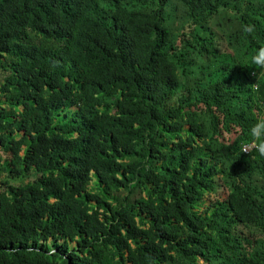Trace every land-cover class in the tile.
Returning a JSON list of instances; mask_svg holds the SVG:
<instances>
[{"label": "trees", "instance_id": "obj_1", "mask_svg": "<svg viewBox=\"0 0 264 264\" xmlns=\"http://www.w3.org/2000/svg\"><path fill=\"white\" fill-rule=\"evenodd\" d=\"M178 1L0 0V264H264V0Z\"/></svg>", "mask_w": 264, "mask_h": 264}, {"label": "rangeland", "instance_id": "obj_2", "mask_svg": "<svg viewBox=\"0 0 264 264\" xmlns=\"http://www.w3.org/2000/svg\"><path fill=\"white\" fill-rule=\"evenodd\" d=\"M227 8L228 9L225 10V14L219 15L216 19L215 27L219 31V33L223 34L226 37L227 41H234L235 39L239 38V36H241V33L245 32L244 29L246 27V24L231 12V9H233L231 4L230 6H227ZM167 11L168 13L172 14V18H170V25L172 26L175 33H179L183 29V26L186 24V8L180 1L176 0L175 4L168 8ZM191 87L194 90L199 88V80L192 79ZM259 184L260 187L264 189V176L259 177ZM140 197V193L136 192L132 196L131 204H134Z\"/></svg>", "mask_w": 264, "mask_h": 264}, {"label": "clouds", "instance_id": "obj_3", "mask_svg": "<svg viewBox=\"0 0 264 264\" xmlns=\"http://www.w3.org/2000/svg\"><path fill=\"white\" fill-rule=\"evenodd\" d=\"M245 33L251 35L255 32V26H246ZM251 65L254 66L252 75L258 79H264V46L254 50L249 56ZM255 87V85H253ZM249 139L242 142L241 153L251 154L253 151L260 157H264V115L257 117L249 129Z\"/></svg>", "mask_w": 264, "mask_h": 264}]
</instances>
